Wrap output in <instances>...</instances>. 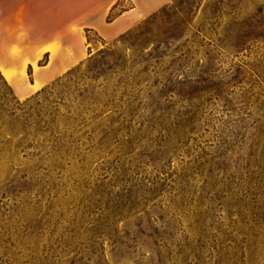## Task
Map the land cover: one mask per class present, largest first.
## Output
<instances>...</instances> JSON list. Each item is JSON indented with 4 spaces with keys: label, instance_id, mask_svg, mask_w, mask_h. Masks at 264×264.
Returning <instances> with one entry per match:
<instances>
[{
    "label": "rangeland",
    "instance_id": "1",
    "mask_svg": "<svg viewBox=\"0 0 264 264\" xmlns=\"http://www.w3.org/2000/svg\"><path fill=\"white\" fill-rule=\"evenodd\" d=\"M84 33L0 73V264H264V0Z\"/></svg>",
    "mask_w": 264,
    "mask_h": 264
},
{
    "label": "crops",
    "instance_id": "2",
    "mask_svg": "<svg viewBox=\"0 0 264 264\" xmlns=\"http://www.w3.org/2000/svg\"><path fill=\"white\" fill-rule=\"evenodd\" d=\"M170 1L0 0V60L18 75L25 62L24 84L34 85L38 75L44 85L60 74L54 71L61 67L60 61L50 67L49 62L39 66L37 74L32 70L28 75L26 69L44 55L49 58L47 48L57 46L60 52L80 53L84 30L112 40ZM115 12L118 13L110 18Z\"/></svg>",
    "mask_w": 264,
    "mask_h": 264
},
{
    "label": "bare ground",
    "instance_id": "3",
    "mask_svg": "<svg viewBox=\"0 0 264 264\" xmlns=\"http://www.w3.org/2000/svg\"><path fill=\"white\" fill-rule=\"evenodd\" d=\"M46 50L51 51L49 48H47ZM32 67H33L34 71H37L36 62H33ZM0 72H1V75L4 77V79L8 83H11L13 81V75H12L11 71L9 69H6L5 66H4V63L1 62V61H0ZM23 76H24V72H23ZM30 87H31L32 91H36V90H38V89H40L42 87V82L38 81L36 79L35 82H34V85H31ZM16 90H17L18 93H21L19 87H17Z\"/></svg>",
    "mask_w": 264,
    "mask_h": 264
}]
</instances>
